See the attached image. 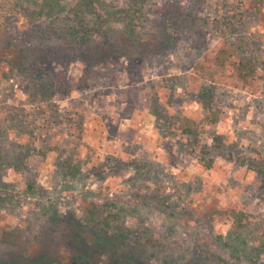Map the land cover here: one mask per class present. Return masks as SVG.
I'll use <instances>...</instances> for the list:
<instances>
[{"label": "rangeland", "instance_id": "obj_1", "mask_svg": "<svg viewBox=\"0 0 264 264\" xmlns=\"http://www.w3.org/2000/svg\"><path fill=\"white\" fill-rule=\"evenodd\" d=\"M206 8L200 53L78 63L68 93L0 66V264H264V0Z\"/></svg>", "mask_w": 264, "mask_h": 264}, {"label": "trees", "instance_id": "obj_2", "mask_svg": "<svg viewBox=\"0 0 264 264\" xmlns=\"http://www.w3.org/2000/svg\"><path fill=\"white\" fill-rule=\"evenodd\" d=\"M127 1L130 5L121 9L120 0H42L29 17L42 9L57 21L23 31H6L0 23V66L8 75L23 74L38 84L40 94L53 97L68 93L64 81L78 63L95 65L137 54L166 60L184 44L200 53L208 0ZM121 17L126 19L117 24ZM52 71H57L56 80L50 79Z\"/></svg>", "mask_w": 264, "mask_h": 264}]
</instances>
